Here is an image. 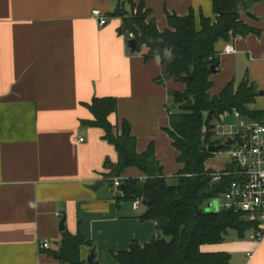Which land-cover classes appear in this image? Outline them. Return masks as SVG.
Here are the masks:
<instances>
[{
  "label": "crops",
  "instance_id": "0c3cea01",
  "mask_svg": "<svg viewBox=\"0 0 264 264\" xmlns=\"http://www.w3.org/2000/svg\"><path fill=\"white\" fill-rule=\"evenodd\" d=\"M122 2L0 0V264H61L47 252L60 245L62 218L67 233L80 231L93 245L80 248L81 259L94 249L97 264H117L112 254L158 237L154 221L140 220L146 207L134 209L120 187L113 188L116 178L144 177L134 167L113 177L116 148L105 141L101 128L87 124L94 121L88 109L92 100L114 98L117 107L108 122L119 133L121 123H129L137 153L152 145L168 178L183 167L165 130L167 111H173L169 91L185 87L159 80L160 61H146L144 47L138 52L128 48L121 19L111 17ZM139 2L134 0L135 8ZM122 7L136 13L126 1ZM244 8L241 21L257 33L215 44L219 60L210 95L247 80L257 92L251 110L262 113L264 0H245ZM93 10L102 13L104 26L97 24ZM144 10L160 32L169 29L168 15L192 14L198 30L201 15L215 21L211 0H144ZM229 44L234 52L223 54ZM233 118L239 122L232 111L214 125H231ZM215 156L205 170L230 167V160L220 166ZM251 231L229 230L220 243L200 250L227 254L229 264H264V244L250 241ZM43 241L49 249H39Z\"/></svg>",
  "mask_w": 264,
  "mask_h": 264
},
{
  "label": "trees",
  "instance_id": "16d2710c",
  "mask_svg": "<svg viewBox=\"0 0 264 264\" xmlns=\"http://www.w3.org/2000/svg\"><path fill=\"white\" fill-rule=\"evenodd\" d=\"M128 2L136 13L126 12L122 7ZM123 0L111 17L120 18V34L131 33L137 42L135 52L142 47L146 61L158 58L163 71L162 78L184 85V90L171 89L173 111L168 110L169 127L165 130L176 149V160L182 169L172 178L164 176L162 166L156 161L154 148L138 154L136 141L131 136L130 125L123 121L120 133L111 126L108 116L116 111L114 98L94 99L88 105L94 121L91 127L101 128L105 141L116 148L118 163L112 176H119L128 167H134L143 179H124L120 185L123 200L142 199L146 211L140 220L156 223L158 237L144 246L132 242L129 250L112 254L117 264H229V255L224 253H203L200 248L206 244L220 243L227 231L244 233L252 228L238 214L220 210L208 212L209 203L226 191L233 181L223 176L212 182L213 172L205 170V163L213 156L209 147L215 135V123L221 116L236 111L245 120L261 122L264 112H255L251 106L257 92L246 81L236 88L231 83L216 96L210 95L213 84L210 81L211 67L217 65L219 55L214 46L219 40L229 42L237 37L257 33L241 21L245 0H211L215 21L200 16L199 30L194 16L183 18L167 16L169 29L160 32L149 12L144 10V0L135 8L134 0ZM227 148L233 143L226 142ZM83 246H93L83 238L80 231L69 234L62 232L56 252L47 254L61 264H87L79 254ZM91 264H97L94 260Z\"/></svg>",
  "mask_w": 264,
  "mask_h": 264
},
{
  "label": "built area",
  "instance_id": "2783aa9c",
  "mask_svg": "<svg viewBox=\"0 0 264 264\" xmlns=\"http://www.w3.org/2000/svg\"><path fill=\"white\" fill-rule=\"evenodd\" d=\"M92 13L99 26L106 24L99 10H93ZM124 36L127 41L133 39L131 33ZM233 52L231 44L223 49V54ZM262 59L264 60V54ZM233 113L239 119L237 125L217 124L214 128L215 135H219L216 147L219 146L220 149L213 155H226L230 160V169L213 172L212 182H218L223 176L232 177L233 181L226 187V191L213 201L219 205V211L236 213L243 221L252 225L249 240L261 246L264 244V120L245 121L241 119L239 113L234 110ZM82 141L83 139L79 140ZM226 142H231L233 145L226 149ZM122 181V179H114L113 188L118 189ZM141 204L142 199L138 198L132 202V207L138 209ZM49 247L47 241L39 245L40 250Z\"/></svg>",
  "mask_w": 264,
  "mask_h": 264
},
{
  "label": "water",
  "instance_id": "95a60500",
  "mask_svg": "<svg viewBox=\"0 0 264 264\" xmlns=\"http://www.w3.org/2000/svg\"><path fill=\"white\" fill-rule=\"evenodd\" d=\"M247 16L253 19V16H252L251 14L248 13ZM127 42H128V43H127L128 48H129L132 52H134V51L136 50V48H137V42H136L135 40H133V39H130V40H128ZM216 67H217V65H215V66H213V67L210 68V69H211V74H212V75L215 74V72L217 71ZM258 95H259V96L264 95V90L261 91V92H259ZM219 149H220L219 146H218V147H209V148H208V151H209L210 153H212V154H216V153L218 152ZM142 205L145 206V205H146V202L144 201V202L142 203ZM217 205H218V204H216V202H215V203H214V209H213L215 212L218 211L217 208H216ZM208 208L210 209V205H208ZM210 210H211V209H210ZM64 220H65V219L62 218L61 221L59 222V224H60V226H59V230H60V231H64V224H63V223H64ZM94 252H95L94 249H92V250L89 252V255H88L87 258H86V263H87V264H91V263L95 260L96 255H95Z\"/></svg>",
  "mask_w": 264,
  "mask_h": 264
},
{
  "label": "rangeland",
  "instance_id": "374dc122",
  "mask_svg": "<svg viewBox=\"0 0 264 264\" xmlns=\"http://www.w3.org/2000/svg\"><path fill=\"white\" fill-rule=\"evenodd\" d=\"M147 20H148V18H147ZM232 124L234 125H237L238 124V120L237 119H234L233 118V121H232ZM218 137H219V135H214V137L210 140V143H214V142H216V140L218 139ZM216 158L215 159H219L220 160V164L218 163V165H220L221 166V164H222V162L223 161H225V160H229L228 159V157L226 156V155H216L215 156ZM225 170L227 169L226 167L224 168ZM228 169H230V167H228ZM227 169V170H228ZM211 170H213V169H211ZM216 201H213V202H210L209 204H210V209L207 207L206 208V211H208V212H215L213 209H214V203H215ZM216 204H217V202H216ZM216 208H217V210L219 211V205H217L216 206Z\"/></svg>",
  "mask_w": 264,
  "mask_h": 264
}]
</instances>
